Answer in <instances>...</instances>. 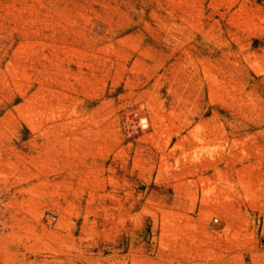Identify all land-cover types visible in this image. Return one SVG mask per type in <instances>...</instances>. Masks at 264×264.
Returning a JSON list of instances; mask_svg holds the SVG:
<instances>
[{"label":"rangeland","instance_id":"rangeland-1","mask_svg":"<svg viewBox=\"0 0 264 264\" xmlns=\"http://www.w3.org/2000/svg\"><path fill=\"white\" fill-rule=\"evenodd\" d=\"M0 187V264H264V0H0Z\"/></svg>","mask_w":264,"mask_h":264},{"label":"built area","instance_id":"built-area-1","mask_svg":"<svg viewBox=\"0 0 264 264\" xmlns=\"http://www.w3.org/2000/svg\"><path fill=\"white\" fill-rule=\"evenodd\" d=\"M11 199L10 195L2 190L0 187V232H8L9 225L7 223V216L10 210ZM213 223H217V218H214ZM56 223V217L52 214L46 216V225L50 228Z\"/></svg>","mask_w":264,"mask_h":264}]
</instances>
